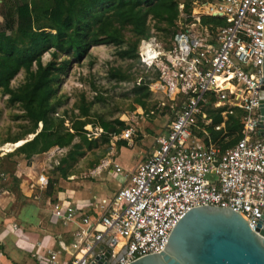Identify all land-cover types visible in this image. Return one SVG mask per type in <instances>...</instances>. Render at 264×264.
Listing matches in <instances>:
<instances>
[{
  "label": "built area",
  "instance_id": "obj_1",
  "mask_svg": "<svg viewBox=\"0 0 264 264\" xmlns=\"http://www.w3.org/2000/svg\"><path fill=\"white\" fill-rule=\"evenodd\" d=\"M186 1L190 26L170 44L152 37L137 48L139 67L154 75L149 89L159 109L171 112L164 132L128 176L115 165L122 187L99 213L54 206V219L77 230L70 251L45 248L40 264H132L164 250L180 221L201 207L231 209L254 231L264 223V0ZM239 112L236 141H214L209 129L225 130ZM135 119L124 121L115 141L134 145L141 133ZM37 185L45 189L49 179L42 175Z\"/></svg>",
  "mask_w": 264,
  "mask_h": 264
},
{
  "label": "rangeland",
  "instance_id": "obj_2",
  "mask_svg": "<svg viewBox=\"0 0 264 264\" xmlns=\"http://www.w3.org/2000/svg\"><path fill=\"white\" fill-rule=\"evenodd\" d=\"M174 1L179 4V16L174 23L154 17H149L147 22L150 37L163 44H170L181 27L191 25L190 10H186V5L184 10L181 9L185 0ZM17 5V1L3 0L0 33L7 36L16 33ZM113 14L111 11L105 16L118 27ZM44 24L42 21L38 26ZM121 34L123 37L118 44L94 46L81 62L73 60L71 54L57 55L56 63L68 62V68L60 78L57 94L50 101L46 142L43 137L34 139L35 134L43 130V124L36 127L23 106L13 103L11 95L0 90V148L16 145L18 149L34 139L28 146L12 153L0 152L1 212L18 217L26 208L32 207L35 199L25 197L23 190L35 185L34 195H42L37 185L42 175L49 179L50 195L60 190V185L77 190L80 183L87 185L88 182L92 189H105L113 197L121 188V176L113 173L117 161L122 164V176H128L130 169L151 153L154 132H164L171 112L159 109L158 98L148 87L153 73L140 68L136 54L130 52L139 45L140 39L130 28H122ZM53 60V52H49L42 58V63L46 66ZM37 69L35 64L33 72ZM30 74L22 70L11 82V92L16 93L30 85ZM208 112L212 116L217 114L213 109ZM133 117L139 131L147 137L136 139L133 146L125 141H115L113 134L106 136L100 128L101 123L106 122L121 130L116 121L125 123ZM69 134L74 136L69 145H50L51 141H62ZM239 134L224 132L218 139L223 138L222 142L232 145ZM91 141L95 144L90 148L88 142ZM108 162L111 165L105 167Z\"/></svg>",
  "mask_w": 264,
  "mask_h": 264
},
{
  "label": "trees",
  "instance_id": "obj_3",
  "mask_svg": "<svg viewBox=\"0 0 264 264\" xmlns=\"http://www.w3.org/2000/svg\"><path fill=\"white\" fill-rule=\"evenodd\" d=\"M21 1L17 0L16 33L14 36L0 33V90L11 95L13 103L23 106L36 127L40 123L43 124V130L35 134L34 139L43 137L45 142L49 137L47 124L50 101L57 94L60 78L68 68V62L61 65L56 63L58 54H71L73 60L81 62L94 46L118 44L123 37L122 28H130L141 41L152 38L147 32L149 17L174 23L179 16V4L174 0H32L25 3ZM183 5L184 8L186 5V10H190L186 0ZM108 9L114 13V23H117L118 27L108 22L105 16V13H109ZM42 21H45V24L38 26ZM137 48L138 44L130 51L136 54V57ZM49 52H53L54 60L44 66L42 58ZM35 64L38 69L33 72ZM22 70L31 72V84L12 93L11 82ZM241 115L239 112L231 117L226 123L225 130L221 132H215L210 128L213 140L217 141L224 132L240 133ZM212 117L214 126L223 122L218 113ZM116 122L121 125V130L116 129L113 124L101 123L100 128L106 136L119 134L126 129V123L119 120ZM73 137L69 134L62 140L63 142L51 141L50 145L65 147L71 143ZM34 139L18 149L28 146ZM88 144L91 148L95 141ZM8 146H13V149L7 153L17 149L16 145Z\"/></svg>",
  "mask_w": 264,
  "mask_h": 264
},
{
  "label": "water",
  "instance_id": "obj_4",
  "mask_svg": "<svg viewBox=\"0 0 264 264\" xmlns=\"http://www.w3.org/2000/svg\"><path fill=\"white\" fill-rule=\"evenodd\" d=\"M261 115L264 135V101ZM132 264H264V223L254 231L231 209L197 208L180 221L164 250Z\"/></svg>",
  "mask_w": 264,
  "mask_h": 264
},
{
  "label": "crops",
  "instance_id": "obj_5",
  "mask_svg": "<svg viewBox=\"0 0 264 264\" xmlns=\"http://www.w3.org/2000/svg\"><path fill=\"white\" fill-rule=\"evenodd\" d=\"M0 1L3 5V0ZM1 20L3 17L0 15ZM160 132H154L152 145ZM140 138L147 137L141 132L137 139ZM152 145L150 149H152ZM6 147L10 148L8 151L13 149V146ZM3 151L8 152L0 148V152ZM117 162L116 165L122 168V164ZM135 167L130 169V173ZM121 181L122 176L119 180L122 187ZM34 187L35 185H32L30 189L23 190L24 196L28 199H35V202L32 207L26 208L18 217L8 216L0 211V264H40V254L45 248L68 249L70 251L77 227L70 226L64 229L53 217L54 206L58 203H71L78 211L93 216L100 212L103 201H110L114 197H110L105 189H92L88 182L87 185L85 182L80 183L77 190L74 187L60 185L61 189L53 192L52 195H50L49 186L45 189L41 188L40 194L42 195H34Z\"/></svg>",
  "mask_w": 264,
  "mask_h": 264
},
{
  "label": "bare ground",
  "instance_id": "obj_6",
  "mask_svg": "<svg viewBox=\"0 0 264 264\" xmlns=\"http://www.w3.org/2000/svg\"><path fill=\"white\" fill-rule=\"evenodd\" d=\"M1 149H4L5 151H8L10 148L9 147H3Z\"/></svg>",
  "mask_w": 264,
  "mask_h": 264
}]
</instances>
